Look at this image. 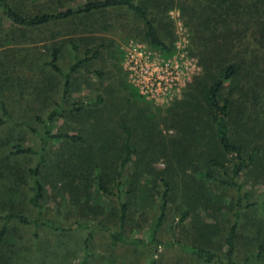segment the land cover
I'll return each instance as SVG.
<instances>
[{
  "label": "rangeland",
  "instance_id": "374dc122",
  "mask_svg": "<svg viewBox=\"0 0 264 264\" xmlns=\"http://www.w3.org/2000/svg\"><path fill=\"white\" fill-rule=\"evenodd\" d=\"M48 1L36 0L34 4ZM168 16L173 36L162 37L173 47L174 58L183 65L185 74L173 93L156 100L142 96L127 76L126 57L130 47L137 45L153 56L159 54L149 47L143 24L125 9L29 31L23 37L20 33L16 38L7 36L12 31L6 33L7 25L0 24V97L15 122H28L42 134L38 119H44L48 112L61 106L66 112L54 122L53 132L81 134L86 138L82 147L88 149L87 146H102L106 131L119 144L118 123L125 115L123 118L133 127L136 148L122 176L123 195L118 199L115 190L104 196L95 187L90 189L83 180L71 183L68 174L63 177L61 169H68L73 163L66 162L72 148L61 142H49L46 162L39 175L45 191L42 212L51 220L72 225V229L59 233L12 223L2 243L3 264H203L176 246L112 245L108 235L97 228L92 231L75 228V223L89 222L117 230L120 201L128 209L123 228L128 238L148 241L155 234L162 244L178 242L205 247L224 259V239L234 223L236 193L208 182L203 175L209 168L201 167L196 161L186 168L172 160L171 141L174 138L178 141L181 134L163 124L166 111L184 98L200 75L196 60L188 55L189 33L179 11L172 10ZM70 40L77 44V53L72 50ZM55 45L60 48L58 65L63 74L70 72L78 60L88 59L77 72L70 74L71 90L63 103V78L47 65ZM92 49L100 52V56L90 58L87 51ZM98 72L103 78L96 75ZM133 88L139 97L131 94ZM97 97H102L104 104L93 118L89 112L94 110ZM80 107L82 112L73 111ZM101 117L104 121L99 123L97 119ZM152 127L155 134L151 139ZM16 146L39 150L41 144L24 127L0 125V214L18 212L34 218L36 211L28 203L31 196L28 171L36 165L37 158L15 154ZM228 161L231 163L232 158L228 157ZM112 168H116L115 163ZM253 176L250 173L240 180L243 192L250 195L245 205L257 203L258 206L241 212L234 253L236 264H264V257H257L260 251L264 253V183ZM164 194L165 218L160 228L154 230ZM205 225H213L216 230L210 229L206 234L202 230Z\"/></svg>",
  "mask_w": 264,
  "mask_h": 264
},
{
  "label": "trees",
  "instance_id": "16d2710c",
  "mask_svg": "<svg viewBox=\"0 0 264 264\" xmlns=\"http://www.w3.org/2000/svg\"><path fill=\"white\" fill-rule=\"evenodd\" d=\"M35 2L0 0V24L7 25L6 33L12 31L7 36L16 38L21 33L20 37H23L29 31L110 10L125 9L143 24L149 47L165 60L175 55L173 47L162 37L173 36L168 13L179 11L189 33L188 55L196 60L200 75L189 86L184 98L166 111L163 124L181 134L178 141L176 138L171 141L172 160L186 168L193 166V161H196L201 167L209 168L210 171L203 175L208 182L236 193L234 223L224 239V259L205 247L186 246L178 242L162 244L155 234L148 241L128 238L123 232L128 209L122 201L119 202L117 230L103 223L93 225L78 222L74 226L90 231L97 228L108 235L112 245L176 246L203 264H236L234 253L241 212L258 206L257 203L245 205L250 195L243 192L244 185L240 180L252 173L255 180L264 183V0H49L43 5ZM51 5L55 7L50 8ZM69 43L77 53V44L71 40ZM93 51H87V54H91L90 58L100 56V52ZM59 57L60 48L55 45L50 50L47 65L63 78V103L71 90L70 74L77 72L78 67L88 59L78 60L70 72L63 74L58 65ZM96 75L103 78L100 72ZM131 92L133 96L139 97L135 88ZM101 104H104L103 98L97 97L93 102L94 110L89 112L90 116L95 118ZM73 111L82 112V109L80 107ZM64 112L59 106L48 112L44 119H38L43 129L40 134L28 122H15L5 100L0 97V125L24 127L35 134L41 144L39 150L14 147L15 154L34 155L37 158L36 165L28 171L31 180L28 203L36 211V216L30 218L18 212L0 214V264H3L2 243L12 223L43 227L59 233L72 229V225L51 220L42 212L45 191L39 175L46 162L49 142H61L72 148L66 159V162L72 160V165L68 169H61L63 177L68 174L71 183L83 180L90 185V189L95 187V191L101 195H111L112 190L117 192L118 199L123 195L122 176L136 154L133 127L127 124L123 118L125 115L120 117L118 123L121 132L119 144L112 141L111 133L106 131L107 138L102 146H87V149L82 147L86 144V138L81 134L53 132L54 122L62 118ZM97 120L99 123L104 121L102 117ZM154 129L152 127L149 131L151 139L155 134ZM228 157L232 158L231 163ZM114 163L116 168L111 169ZM165 213L166 194L162 197L154 230L162 225ZM210 229L214 231L216 227L205 225L202 230L209 234ZM263 254L260 251L257 257L262 258Z\"/></svg>",
  "mask_w": 264,
  "mask_h": 264
},
{
  "label": "built area",
  "instance_id": "2783aa9c",
  "mask_svg": "<svg viewBox=\"0 0 264 264\" xmlns=\"http://www.w3.org/2000/svg\"><path fill=\"white\" fill-rule=\"evenodd\" d=\"M126 58L129 80L142 96L151 99L167 98L185 74L183 65L174 56L165 60L137 45L128 49Z\"/></svg>",
  "mask_w": 264,
  "mask_h": 264
}]
</instances>
